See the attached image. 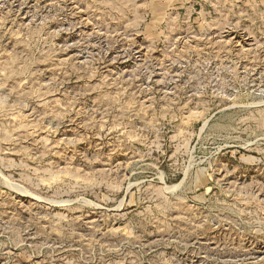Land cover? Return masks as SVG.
Segmentation results:
<instances>
[{
    "label": "rangeland",
    "instance_id": "rangeland-1",
    "mask_svg": "<svg viewBox=\"0 0 264 264\" xmlns=\"http://www.w3.org/2000/svg\"><path fill=\"white\" fill-rule=\"evenodd\" d=\"M0 264H264V0H0Z\"/></svg>",
    "mask_w": 264,
    "mask_h": 264
}]
</instances>
